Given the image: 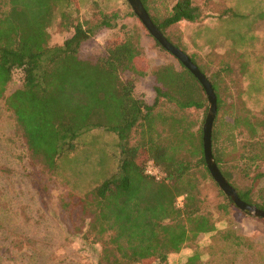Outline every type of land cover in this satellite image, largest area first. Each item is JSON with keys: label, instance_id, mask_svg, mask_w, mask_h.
I'll use <instances>...</instances> for the list:
<instances>
[{"label": "trees", "instance_id": "1", "mask_svg": "<svg viewBox=\"0 0 264 264\" xmlns=\"http://www.w3.org/2000/svg\"><path fill=\"white\" fill-rule=\"evenodd\" d=\"M69 1H0V99L13 114L31 155L49 171H54L61 156L77 151L75 141L82 132L91 128L115 131L122 142L117 170L97 180L78 200L86 233L106 238L97 264H167L169 254L216 232L210 213L202 206L201 182L212 180L203 156L202 131L191 132L192 123L178 112L205 108L203 88L180 64L181 70L169 68L157 73L155 99L147 105L134 94L136 82L145 74L137 64L140 48L127 37L108 48L96 64L82 66L77 55L92 32L82 23L72 26L73 34L61 46L50 47L47 28L54 9ZM164 1L160 0L161 4ZM140 2L162 34L174 24L195 22L202 16L192 0H177L161 18L150 15L148 0ZM113 19L104 15L97 26H106ZM14 82L19 87L5 96ZM211 85L217 102L211 154L233 187L234 168L248 177L257 162L264 161V143L257 130L264 121L254 125L250 117L235 111L228 114V120L221 116L223 101L218 85ZM249 90L263 94L264 85L256 88L249 84ZM162 102L174 105L172 114L156 110ZM131 136H138L132 145ZM241 143L247 150L231 163L227 158ZM149 160L164 173L160 182L144 175L143 167ZM237 194L243 202L264 211V198L257 203L248 191ZM179 197L182 207L176 206ZM218 233L224 241L233 238V245H243L229 230ZM199 257L194 251L185 264H202Z\"/></svg>", "mask_w": 264, "mask_h": 264}, {"label": "rangeland", "instance_id": "2", "mask_svg": "<svg viewBox=\"0 0 264 264\" xmlns=\"http://www.w3.org/2000/svg\"><path fill=\"white\" fill-rule=\"evenodd\" d=\"M176 1L161 4L160 0H148L149 13L164 17ZM192 1L201 8V19L174 24L164 31V37L195 62L210 84L217 83L223 101L221 116L228 120V114L235 111L250 117L254 125L261 123L264 93L250 91L249 84L258 88L264 71L259 65L254 67L249 79L247 59L250 52L264 55V0ZM53 15L47 28L50 47L61 46L77 23L84 29L92 28L77 55L82 66L96 64L108 48L130 37L141 51L138 67L145 71L136 82L138 92L150 95L149 101L155 95L158 72L181 70L180 63L150 36L127 0H70L67 5L57 4ZM104 15L114 19L106 26H97ZM18 87L17 82L10 84L5 96ZM256 96L260 98L255 100ZM205 108L178 111L192 123L191 132L202 131L208 103ZM156 110L172 114L175 107L162 102ZM257 130L258 139L264 143V125ZM131 137L132 145L138 136ZM75 142L77 151L61 156L54 171H49L31 155L13 114L0 99V264H97L106 238L100 240L86 233L78 200L97 180L117 170L121 141L115 131L91 128ZM242 144L227 158L231 163L247 150ZM232 173L236 193L248 191L253 202L261 203L264 161L257 162L248 177L235 168ZM200 190L203 211L210 213L216 232L169 254L167 264H185L194 251L202 264H264V220L229 205L213 178L202 181ZM225 230L233 232L243 245H233V238L224 241L218 232Z\"/></svg>", "mask_w": 264, "mask_h": 264}, {"label": "water", "instance_id": "3", "mask_svg": "<svg viewBox=\"0 0 264 264\" xmlns=\"http://www.w3.org/2000/svg\"><path fill=\"white\" fill-rule=\"evenodd\" d=\"M133 13L139 19L141 24L147 30L152 38L169 54H171L185 69H187L199 82L203 91L205 93L208 110L202 127V145H203V156L205 160L206 167L218 185L219 189L224 193V195L231 199L234 206L239 209L242 213L264 220V211L257 209L255 206L249 205L243 202L234 188L229 185V183L224 179L218 170L212 154H211V132L213 127V122L217 111L216 97L213 88L206 77L200 72L198 67L191 61V59L185 55L180 49L171 45L164 35L155 27L150 16L144 9L140 0H127Z\"/></svg>", "mask_w": 264, "mask_h": 264}, {"label": "crops", "instance_id": "4", "mask_svg": "<svg viewBox=\"0 0 264 264\" xmlns=\"http://www.w3.org/2000/svg\"><path fill=\"white\" fill-rule=\"evenodd\" d=\"M258 54L259 53L253 54V52H250V54H248V59H247V61H248V74H249L250 78L252 76L254 67H257L259 65L263 68V71H264V55L260 56V54L259 55ZM239 69H240V67H239ZM262 76L264 77V72H263ZM258 83L260 84V86L264 85V79L261 78L260 82L258 81ZM252 84L255 85L254 83H251L250 85L252 86ZM134 94L137 98L143 99L147 105H152L154 102V99H155V95L150 101L148 100L149 98H151L150 95H146V96L141 95V93L138 92L137 84L135 86V93Z\"/></svg>", "mask_w": 264, "mask_h": 264}, {"label": "built area", "instance_id": "5", "mask_svg": "<svg viewBox=\"0 0 264 264\" xmlns=\"http://www.w3.org/2000/svg\"><path fill=\"white\" fill-rule=\"evenodd\" d=\"M143 173L148 178L153 179L156 182H160L164 177V173L160 168L151 160L147 161L143 167ZM177 207H182V197H179L176 201Z\"/></svg>", "mask_w": 264, "mask_h": 264}]
</instances>
